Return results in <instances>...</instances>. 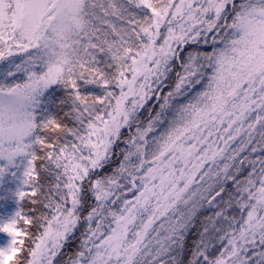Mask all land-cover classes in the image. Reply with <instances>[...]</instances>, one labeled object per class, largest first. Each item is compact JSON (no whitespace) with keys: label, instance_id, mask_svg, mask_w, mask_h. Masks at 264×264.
Wrapping results in <instances>:
<instances>
[{"label":"snow or ice","instance_id":"6c2138e0","mask_svg":"<svg viewBox=\"0 0 264 264\" xmlns=\"http://www.w3.org/2000/svg\"><path fill=\"white\" fill-rule=\"evenodd\" d=\"M0 264H264V0H0Z\"/></svg>","mask_w":264,"mask_h":264},{"label":"trees","instance_id":"16d2710c","mask_svg":"<svg viewBox=\"0 0 264 264\" xmlns=\"http://www.w3.org/2000/svg\"><path fill=\"white\" fill-rule=\"evenodd\" d=\"M199 88H200V86L197 87V90H199ZM249 152H250V149H249ZM249 152H245L242 155H248ZM252 158L253 159L255 158V154H252ZM249 170L250 169H248L247 166H245V171L242 173V175H247V171H249ZM228 187H231V185L229 184ZM192 240H193V237L192 236H189L188 237L189 246H191Z\"/></svg>","mask_w":264,"mask_h":264},{"label":"rangeland","instance_id":"374dc122","mask_svg":"<svg viewBox=\"0 0 264 264\" xmlns=\"http://www.w3.org/2000/svg\"><path fill=\"white\" fill-rule=\"evenodd\" d=\"M210 50V49H209ZM173 75H174V73H173ZM198 87V86H197ZM258 138V137H257ZM233 146H235V145H233ZM256 155V154H255ZM127 198L128 199H131L132 198V193H128L127 194ZM160 222L159 221H157V225L159 224ZM77 235H79V233H77Z\"/></svg>","mask_w":264,"mask_h":264}]
</instances>
